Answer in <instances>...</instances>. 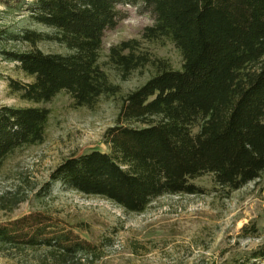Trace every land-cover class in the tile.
<instances>
[{
    "label": "trees",
    "instance_id": "16d2710c",
    "mask_svg": "<svg viewBox=\"0 0 264 264\" xmlns=\"http://www.w3.org/2000/svg\"><path fill=\"white\" fill-rule=\"evenodd\" d=\"M127 6L150 14L154 24L142 40L111 47L103 61L105 33L127 18ZM29 7L34 23L48 31L26 29L20 38L55 42L66 53L12 54L31 80L11 87L36 105L0 106V165L44 141L50 111L37 105L65 91L76 107L94 109L121 97L113 73L128 81L147 70L148 82L125 98L117 125L106 133L110 150L69 157L50 185L143 214L161 197L202 194L195 181L207 174L227 192L264 184V0H35ZM144 42L173 43L182 69ZM259 233L256 225L242 229L244 238ZM89 246L40 212L0 224V252L44 247L58 264H70ZM235 264H264V242Z\"/></svg>",
    "mask_w": 264,
    "mask_h": 264
},
{
    "label": "rangeland",
    "instance_id": "374dc122",
    "mask_svg": "<svg viewBox=\"0 0 264 264\" xmlns=\"http://www.w3.org/2000/svg\"><path fill=\"white\" fill-rule=\"evenodd\" d=\"M35 0H0V106L27 107L13 91L14 80L28 82L12 54L42 50L66 53L55 42H29L20 38L26 29L47 32L32 20L29 4ZM127 18L107 30L102 60L111 47L131 39L142 40L144 29L154 18L132 6L124 7ZM154 56L168 59L175 70L183 67L176 46L144 42ZM118 100L103 99L94 109L78 108L63 91L51 102L37 106L50 111L44 141L21 148L0 165V224L30 213L52 216L72 228L90 246L70 264H235L264 242L263 182H253L234 192L215 184L207 174L195 183L198 195L164 196L143 214H132L99 197H90L50 185L52 172L66 159L92 150L109 151L106 133L117 125L125 98L145 85L150 72H137L122 81ZM14 197H17L15 199ZM18 205H12L17 200ZM7 204L8 209H2ZM257 226L260 237L244 238L245 226ZM0 264H58L47 248L4 249Z\"/></svg>",
    "mask_w": 264,
    "mask_h": 264
}]
</instances>
